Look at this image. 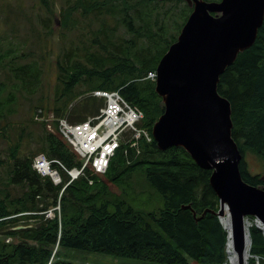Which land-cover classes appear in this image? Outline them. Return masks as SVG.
I'll return each mask as SVG.
<instances>
[{"label":"trees","instance_id":"obj_1","mask_svg":"<svg viewBox=\"0 0 264 264\" xmlns=\"http://www.w3.org/2000/svg\"><path fill=\"white\" fill-rule=\"evenodd\" d=\"M37 1L59 18V27L49 19L51 29L76 27L78 14L97 27L86 32L82 52L74 51L80 57L73 59L67 52L56 60L61 89L50 102L38 103L30 111L41 107L78 122L98 113L101 104L89 98L74 114L68 110L73 100L95 89H118L128 103L143 111L140 125L151 133L164 105L155 82L146 75L176 41L192 11L187 1L62 0L59 11L52 0ZM21 53L18 46L0 47V67L9 81L26 86L38 80L40 68L33 60L21 61ZM7 85L0 80V136L8 145L0 151L4 154L0 153V168L7 167L5 180L0 177V219L9 217L0 221V229L20 219L39 218L32 226L5 231L3 235L13 240L0 238V264H77L58 258L62 247L162 264L226 261L227 232L216 214L219 199L209 183L211 170L200 168L184 148L162 151L154 140L142 142L137 155L129 151L126 156L121 145L103 175L86 169L61 193L59 218L13 216L44 210L58 200L62 185H54L32 169L34 155L59 159L68 168L79 167L81 160L57 129L48 131L30 115L29 122L40 128L38 137L31 136L22 122L16 125L20 132L11 139L15 124L10 116L16 98L11 92L6 94ZM217 89L231 105V135L242 154V179L264 189V21L253 45L238 53L219 76ZM249 154L259 160L260 172L247 169L244 157ZM134 174L157 195L158 205L148 208L143 200L128 196ZM63 178L65 182L67 177ZM11 186L19 188L17 194L11 193ZM186 204L190 207L183 208ZM205 210L202 218L193 216V211L199 216ZM253 224L248 228V263L264 264V236Z\"/></svg>","mask_w":264,"mask_h":264},{"label":"water","instance_id":"obj_2","mask_svg":"<svg viewBox=\"0 0 264 264\" xmlns=\"http://www.w3.org/2000/svg\"><path fill=\"white\" fill-rule=\"evenodd\" d=\"M187 1L192 11L156 66L155 91L164 110L151 134L158 149L182 147L200 168L211 170L209 183L219 199L216 214L226 204L233 247L240 253L245 217L264 225V189L242 179L230 103L217 83L238 53L255 42L264 21V0ZM206 212L196 216L193 211V216L200 219Z\"/></svg>","mask_w":264,"mask_h":264},{"label":"rangeland","instance_id":"obj_3","mask_svg":"<svg viewBox=\"0 0 264 264\" xmlns=\"http://www.w3.org/2000/svg\"><path fill=\"white\" fill-rule=\"evenodd\" d=\"M52 1L55 4L56 11H59L62 0ZM76 17L78 24L74 28L51 29L49 19H52L55 27H59V18L55 14L51 15L48 9L41 6L37 0H0V47L10 45L20 47L21 54H23L20 56V60H33L40 68L38 80L33 81V84L28 83L26 86H22L9 81L6 70L0 67V80L8 84L6 94L11 92L16 98V102L12 105L15 111L10 116V120L15 124L14 130L10 131L11 139L14 140L20 132V128L16 125L22 122H26L27 128L25 129L30 132L31 136L35 139L38 137L40 134L39 126L29 122V115L31 117L33 114L30 108L38 103L46 104L50 102L55 93L61 89L62 84L57 80L59 72L56 60H61L67 52H69L70 57L74 56L76 49L81 53L83 44L87 41L85 40L86 32L90 28L97 27L95 22L81 17L79 14ZM80 56V54L74 56L73 59ZM78 88L79 86L75 90ZM88 94L73 100L69 104L68 110L70 109L71 112L74 110V114H76L79 110L78 106H83L89 98H92L96 103L101 104L98 108L99 112V109L103 106V99ZM91 115L93 114L85 116L89 117ZM65 118L67 117L65 116ZM7 147L6 141L0 136V151ZM244 159L250 172L255 173L262 170L261 164L255 156L249 154ZM6 174L7 167H1L0 177H3V180H5ZM131 181L128 190L129 197L136 198L139 201L143 200L150 205L148 208L159 204L157 195L145 185L140 175L134 174ZM18 190V187H10L12 194H17ZM117 192L120 194V190ZM7 218L9 217L1 218L0 221ZM38 218L20 219L16 224L8 223L4 225L0 229V238H4L6 242L11 241L10 236L3 235L5 231L16 229L17 226H32L38 221ZM42 218L45 219L44 216ZM57 256L60 260L77 264H162L67 247H62Z\"/></svg>","mask_w":264,"mask_h":264},{"label":"built area","instance_id":"obj_4","mask_svg":"<svg viewBox=\"0 0 264 264\" xmlns=\"http://www.w3.org/2000/svg\"><path fill=\"white\" fill-rule=\"evenodd\" d=\"M146 78L155 80L156 71L148 72ZM91 94L104 99V105L98 114L80 122L72 123L64 117L56 118L52 112L42 108L36 109L33 113V119L44 123L49 131H54L52 122L57 121V129L76 152L81 165L68 168L59 159H49L42 153L35 155L32 168L40 176L49 178L54 185L63 186L54 205L31 212L32 214L44 215L45 219L55 218L56 215L59 217L61 193L69 183L83 176L86 169L91 170L93 175H103L111 158L122 144L124 154L127 156L129 151H134L137 155L141 151L142 142L152 141L150 132L140 125L144 117L143 111L128 103L119 90H94ZM129 161L127 158V162ZM63 174L68 178L65 183ZM92 181L90 179L89 183Z\"/></svg>","mask_w":264,"mask_h":264},{"label":"bare ground","instance_id":"obj_5","mask_svg":"<svg viewBox=\"0 0 264 264\" xmlns=\"http://www.w3.org/2000/svg\"><path fill=\"white\" fill-rule=\"evenodd\" d=\"M257 32H258V30H257ZM206 68H207V66H206ZM217 85H218V83H217ZM194 86H197V85H194ZM230 108H231V105H230ZM221 211H222V213H221V215H219V221H220L221 225L223 226L224 230H226V232H227V240H226L227 259H226V262L224 264H249L248 263L249 255H250L249 254V248H251V247H250V238H249V229L248 228L251 225V222L247 218L244 219L245 241H244V247H243L242 251L239 253L233 247L231 221H230L229 211H228L226 204L221 206ZM256 223H258V221H256ZM258 225L259 226H257V227L262 230V233L264 236V225L261 223H258Z\"/></svg>","mask_w":264,"mask_h":264},{"label":"flooded vegetation","instance_id":"obj_6","mask_svg":"<svg viewBox=\"0 0 264 264\" xmlns=\"http://www.w3.org/2000/svg\"><path fill=\"white\" fill-rule=\"evenodd\" d=\"M186 1H187V0H186ZM187 3L189 4L190 7H192L191 4H190L188 1H187Z\"/></svg>","mask_w":264,"mask_h":264}]
</instances>
